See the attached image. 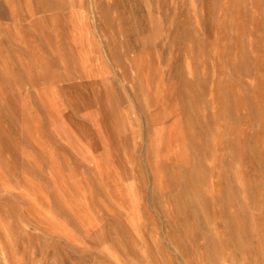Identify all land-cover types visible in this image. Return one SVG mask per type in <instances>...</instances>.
I'll list each match as a JSON object with an SVG mask.
<instances>
[{
	"label": "rangeland",
	"instance_id": "rangeland-1",
	"mask_svg": "<svg viewBox=\"0 0 264 264\" xmlns=\"http://www.w3.org/2000/svg\"><path fill=\"white\" fill-rule=\"evenodd\" d=\"M0 264H264V0H0Z\"/></svg>",
	"mask_w": 264,
	"mask_h": 264
}]
</instances>
